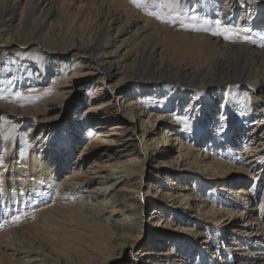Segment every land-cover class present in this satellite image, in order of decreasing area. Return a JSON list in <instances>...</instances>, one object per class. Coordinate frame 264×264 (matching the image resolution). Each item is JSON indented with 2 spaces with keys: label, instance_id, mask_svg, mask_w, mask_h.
Here are the masks:
<instances>
[{
  "label": "bare ground",
  "instance_id": "bare-ground-1",
  "mask_svg": "<svg viewBox=\"0 0 264 264\" xmlns=\"http://www.w3.org/2000/svg\"><path fill=\"white\" fill-rule=\"evenodd\" d=\"M217 19L264 0H0V264H264V48Z\"/></svg>",
  "mask_w": 264,
  "mask_h": 264
},
{
  "label": "snow or ice",
  "instance_id": "snow-or-ice-1",
  "mask_svg": "<svg viewBox=\"0 0 264 264\" xmlns=\"http://www.w3.org/2000/svg\"><path fill=\"white\" fill-rule=\"evenodd\" d=\"M255 2V0H253ZM146 7V5H145ZM176 7H179V0H176ZM191 7V5H189ZM149 15L156 16V18L161 19L164 22L176 23V19L171 20L167 19L164 15L158 14L157 12L150 11ZM177 15L179 13L177 12ZM193 21L196 20V17H191ZM204 25L213 24L212 21L204 19L202 21ZM181 27L185 29H191L194 31H211L215 36H222L224 39H227L233 43H246V44H258L260 47L264 48V29L260 30L255 34H252V29L247 27L240 26H227L219 19L214 21V26L209 27H197L195 23H186L183 20L180 21ZM19 95V94H18Z\"/></svg>",
  "mask_w": 264,
  "mask_h": 264
}]
</instances>
